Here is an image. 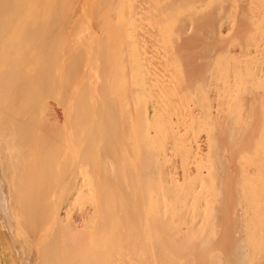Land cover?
<instances>
[{"label": "bare ground", "instance_id": "bare-ground-1", "mask_svg": "<svg viewBox=\"0 0 264 264\" xmlns=\"http://www.w3.org/2000/svg\"><path fill=\"white\" fill-rule=\"evenodd\" d=\"M50 1L53 3L54 6L51 5L52 3ZM54 1L55 0H0V66L2 63L8 62L12 58V49H14L13 35L16 32L22 34V41L20 43V48H19V58H18L19 64H16V65L11 64L10 66L3 69V71L0 75V81L3 83L2 85H0V264H7V261L11 260L12 257L14 260V264H111L112 262H113L112 264H123L122 260L124 261L125 259L126 260H125L124 264H126V261L127 260L129 261V258L133 257V256H131V254L137 253V251H139L141 249V247L146 246V248L150 247V249L154 250V246L151 248L152 244L149 245L146 243V242L151 243V241H152V243H154L153 245H155V249H157V252L159 251V248L160 249L161 248L170 249L169 251H172L171 256L173 257V260L170 263L176 264V260L174 258L175 257H177L178 259H179V257L183 258L184 254L188 250V245H187V241L181 240L178 235H175V231H173L168 225L165 226L169 220L180 219V217H182V216H179V218H178V216H176V215L179 211L178 210L176 211V209L173 210L172 207L170 209L169 204H167V197H166V194H167L166 190L167 189L165 187V183H167V184H169L171 182L175 183L177 181V179L173 177L174 175L171 176L172 172L171 173L169 172L170 169H167L168 167L166 168L167 170L165 171V168H164L165 163H164V165L162 164L163 167L160 165L161 161L159 160V156L157 154L158 152L156 151L157 149L154 151L153 149L148 150V148H147L148 147L147 145H149L148 143L150 142L148 140L149 138H147L149 135V130H150L149 128H151V127H149L151 125V124H149V122L151 120L150 117L153 114L151 115L150 112H146L147 110H145L144 107H143V109H144L143 110L142 108H140L142 105H139L140 107L138 106L137 108L139 110L142 109L143 110V111L141 110L142 113L140 114L138 111L136 112L133 108V110L135 111L134 116L130 117V114H132V113H129L130 110L127 112L129 114V116H128L126 113V110H127L126 107L127 106L129 107L131 105L130 103L132 100H130V101L127 100L126 104H124L125 102L123 103V100L120 99L122 96L120 95V93H118L119 91L117 90L118 91L117 92L110 85V87H112V89H113L112 90L109 87V85L106 84V83H108L107 81H105L106 78H108L107 75H106L105 80L103 78H101L100 81H99L100 78L98 80L97 79L96 80L99 81L100 83L105 81L104 82L105 84L104 83L103 84L107 85V87L106 86L105 87L108 90L104 87H103L104 89H102L101 85H103V84H101V85L97 84V86H99V87L101 86L100 87L101 89L99 87H97V89H99V90L98 91H97V89H96V91L94 90L96 87L93 84V83H95V76H96L95 73L101 72L102 75L100 77H103L104 73H102V72H104V71L102 68H104V70H105V66H107V65L103 64L101 67V69H102L101 70L98 67L101 66L102 62H98L96 60L99 64L101 63L100 66H97L98 65L97 62L95 60H94L95 62L91 61L92 59L90 60L89 55H88L89 58L86 57L87 56L86 53H88L89 51L86 53H85V51L88 48L90 49L92 47V45H93L92 50L93 51L96 50L97 47L95 48L94 45H97L96 44L97 39L95 37L96 40H94V38L92 40V38H91L92 36L89 37V35H86L92 40V42H91V40H89L90 41V43H89V41L87 39L88 37H86L84 42L80 41L83 39L81 37H83V35H84V34H81L80 31L84 30L83 28H85V27L82 28V26H84L83 22H82L83 25H81V27H80V23H81L80 20L81 19H78V16H76L75 14H74L75 16L72 17L71 14L68 13L70 18L67 16L64 19L63 24L60 27V30H59V28H57V30H56V28H55L56 25L53 24V26H52L51 22H47L42 27H40V29L38 31H31L29 33V31L27 29L29 19L32 15L36 14L41 7L43 8L45 6L47 9L52 10V11L55 9L57 10L58 8H61L63 10H66L67 12L69 9L72 8V7H70L68 9H65L64 7H62V5L61 6L59 5L57 7V3ZM152 1H154V0H143V3H139L138 6L134 4L130 8L135 10L134 13L136 15L139 13L136 10L137 8L140 9L143 6L144 2L150 3ZM174 1H175V3H178L179 0H174ZM130 2H131V0H130ZM175 3L173 4V6L175 5ZM168 8H170V6H168ZM45 20L48 21L50 19H45ZM197 20L199 21L200 25H204L207 23L214 24L217 21V19H213L211 21H208V20L203 19L201 17L197 18ZM221 20H223V18ZM77 21L79 23H76ZM72 23H73V25H72ZM156 23L157 22L155 21L154 24H156ZM77 24L81 29L78 28ZM139 24L142 25V23H140V22H139ZM139 24H138V26H139ZM76 26L79 29L78 31L75 28ZM53 28H54L53 31L56 30L55 33L57 35L56 34L53 35V32H52ZM78 32H79V34H78ZM58 33H59V35H58ZM78 35L81 38L80 40L78 39L79 38ZM80 35H82V36H80ZM52 36L53 37L57 36V37L53 38ZM37 37L41 38L44 41L38 47L33 48L31 50H27L26 47L31 46ZM102 37L103 38L101 40L103 41L105 39V37L104 36H102ZM75 40L78 41L76 43L82 42V43H85V46L87 44V46H86L87 49L83 52L81 51L82 54L85 53L83 55H86L85 56L86 60L91 61V62L86 61V63L90 64V63L94 62L96 64V67L98 69H100V71H98L97 68L95 67V70H97V72L95 70H93V73L95 71V73L93 74L89 70V72L92 73V74H90V73H88V70L86 69L87 67L85 66L86 68L85 67L84 68H85V70H87V72L85 71V73H84V69L80 68L78 66V70H79V68H80V70L83 69V72L81 70L80 73L84 74V75L81 74L82 75L81 79L84 82H82L79 79L78 75L80 73H78L77 76L75 73L73 75H75L80 80L81 83L86 84V85H84L85 90L82 93L86 95L87 94L86 90L87 89L90 90L89 85L91 86V84H88L90 81L87 80L88 81L87 82L84 79L87 76H91V77H87V78L91 79V78H93L92 75H94V78L91 79V82H93L92 84L94 86V89H93V86H91L92 87L91 92H94V94H95V92H97V93L95 94L96 97L92 93L93 94L91 97V98H93L92 101H91V98L89 97L90 100H88V99L83 100L84 105L81 104V106H80V104L73 102V104L71 103V107H70L67 104L69 102V98H68L67 103H65L66 101L64 103H62L63 100H65L64 97L67 96V94H65V96H64V92H63L64 89L60 88V87H62V84L64 85L66 83L64 81V78L66 79V77L68 76L66 74L70 72V71H68V68L71 70V68H73L72 67L73 64L76 66L78 59H80V57H82V58L84 57V56H82L81 52H79V54L77 53V49H76L77 45L75 43ZM86 40L88 43H86ZM101 40H99V41H101ZM93 41H95V42L93 43ZM91 43H93V44L90 45ZM99 44H100V42H99ZM101 44H100V46H101ZM140 44L142 45V43H140ZM216 44L217 43H215L213 45H215L217 47H214L213 45H211V47H210V45L205 46V48H204L205 57L212 55L214 52L218 51L220 46H219V44H217V45ZM75 45H76V48H75ZM82 45H83V48H85L84 44H82ZM148 45L149 44H147V46ZM151 45H152V47L154 46L153 47L154 49L151 50L152 49L151 48L148 50L155 52L156 46L153 44H151ZM177 45H175L174 48H176ZM184 45L185 44H181V45L179 44L178 48L180 49V46H181V50H182V48H183L182 46H184ZM100 46L98 45V48ZM142 46L144 47V44ZM79 47H82V46L79 45L78 48ZM184 47H186V45ZM190 48H194V47L190 46ZM137 49L139 50V48H137ZM158 50L159 49H157L156 51L158 52ZM174 50H176L177 52H181V50L179 51L177 48ZM97 52H98V50L95 51V53H97ZM99 52H100V56H102V53L100 50H99ZM105 52H107V51H104V55H105ZM141 53L142 52H140V50H139V54H141ZM156 53L154 54L155 57L157 56ZM90 54H91V52H90ZM144 54H143V56L146 55V57H148L147 53L145 55ZM52 56H54V59ZM140 56H142V55H139V58H140ZM146 57H143V58L145 59ZM141 58H140V60H141ZM104 59H106V58H104ZM158 59H159V57H158ZM140 60H138V62ZM131 61L132 60H130V63H131ZM152 64H154V65L149 64L150 67L148 66V64H145L148 66L145 68L146 69L152 68L155 65L158 67L157 64H155V63H152ZM46 65H48V66H46ZM69 65H71V68ZM108 65H110V64L108 63ZM111 65L113 66L114 64H111ZM120 65H121V63H120ZM92 66H95V65H92ZM188 66L192 67V68L188 67L189 69L190 68L192 69L191 70L192 73L189 72L190 71L189 69H186V71L189 70L188 71V73H190L189 75L191 76V74H192V77H195L193 74L197 73V70L192 65H188ZM89 67H91V64ZM75 68H77V67H75ZM91 68L93 69L94 67H91ZM141 68L144 69V66ZM0 69H1V67H0ZM108 69L110 70V68H108ZM154 69L155 68L151 69V72L157 70V68L155 70ZM73 70H74V68H73ZM109 70H108V72H109ZM111 70H113L112 67H111ZM149 70H145L147 75H149L148 74ZM142 71H144V70H142ZM75 72L77 73V71H75ZM63 74H65V75H63ZM85 75H87V76H85ZM97 75H99V73ZM63 76H64V78H63ZM83 76H85V77H83ZM76 77H74L75 81H77ZM142 77H144V76H142ZM152 77H149L150 81L153 79ZM154 77H155V80L157 81L156 76H154ZM172 78H171V80H174V81L176 80V77L172 76ZM60 79H63V80H60ZM111 79H113V77ZM144 79H145V77H144ZM124 80H126V79H124ZM158 80H159V78H158ZM171 80H170V82H171ZM153 81H154V79H153ZM153 81H151V83ZM156 81H154V84L153 83L149 84L150 82H147V83L149 84V86L151 85L152 88H154V92L156 91L159 93L160 89L162 90L163 89L162 87L165 86V84H163V82L161 81L162 85H163V86L161 85L162 86L161 87V86H159L160 81L158 82V85H155V84H157V83H155ZM174 81H172V84ZM110 82H111V80H110ZM110 82L108 84H110ZM168 82H169V80H168ZM119 83H121V82H119ZM78 84H79V81L77 82V85ZM65 85L63 87H65ZM74 85H76V84H74ZM74 85H73V87H74ZM80 85H82L81 87H83V84H80ZM191 85H192V83H191ZM85 86L86 87L88 86L89 88H86ZM116 86H118V85H116ZM149 86L146 87L147 90L151 88V86H150V88H149ZM155 86L157 87L156 88L157 90H155ZM165 87H168V85ZM165 87L162 90V93H159V94L162 95L163 93H166V91L163 92L164 90H166ZM74 88H78V87L75 86ZM84 88H82V90ZM158 88H160L159 91H158ZM189 88H190L189 90L192 91V92H189V94L190 93L193 94L192 87H189ZM79 89H80V87H79ZM60 90H62L61 91L62 94H61ZM71 90L76 91L75 93H72L71 95H73V94L74 95L80 94L79 96L82 95V93H80L81 90H79V92L77 93L78 90L72 88V89H70V93L73 92ZM111 90H112V92L108 94V92H110ZM125 90L126 89H124V91ZM127 92H128V90H127ZM145 92H146V90H145ZM152 92H153V90H152ZM89 93H90V91H89ZM129 93H130V91H129ZM88 94H87V96H88ZM148 94H149V92H148ZM68 95H69L68 97L71 98V95L70 94H68ZM131 95H133V94H131ZM47 96H51V98L55 97V101L57 100L58 103L52 104V102H55V101L51 100L52 101L51 104H48V102H49L48 98L49 97L47 98ZM60 96H62V97L60 98ZM90 96H91V94H90ZM183 96L184 95H182V97H180V98H183ZM206 96H208V98ZM206 96L205 97L208 100L209 99L211 100V98L213 97V94H212V96H210V94L206 95ZM131 97H129V98H131ZM148 97H147V99H148ZM62 98H63V100H61ZM72 98H73V96H72ZM124 98H127V97L125 96ZM150 98H151V95H150ZM178 98L179 97H177V99ZM133 99H135V98H133ZM166 99L167 98H165V100ZM207 99L205 100V98H204V100L206 101V104H208ZM46 100H48V101H46ZM85 100L90 101V102L88 103L86 101L87 104H85ZM253 100H254V98L253 99L247 98V100L245 102L247 104L246 106H248L250 104V102ZM60 101H62L61 102L62 106L65 104L62 107L63 111H60L58 109V107L60 105L59 104ZM70 101H72V99ZM80 101H81V99H80ZM77 102H78V100H77ZM179 102L180 101H178V104H180ZM173 103L174 102H172V104ZM172 104H170V105H172ZM170 105H168V106H170ZM207 106L208 105H206V108H207ZM60 107H61V105H60ZM210 107L208 106V108H210ZM130 109H132V108H130ZM177 109H178V107H177ZM169 110H173V109H169ZM208 111H209V109H208ZM138 114H140V116ZM209 114H210V112H209ZM135 115H137V116L135 117ZM171 115H173L172 112H171ZM158 116H160V114H158ZM217 116H219V115H217ZM216 118H215V120H217ZM131 119H132V121H131ZM141 119H142V121H140ZM211 119H213V118H211ZM128 120H129V122L130 121L132 122V124L129 123L128 126L130 124L133 125V122H134V125H137L136 127H138L141 124L140 132L134 133L135 135L137 134V135H141V136L138 138V136L135 137V135H134V139H133V136H132V138H130L131 134H132L131 133L130 135H128V136H130V137H128L129 140L126 138V140L123 141L124 140L123 138H125V135H126V134L124 135V132H126L125 129H126ZM136 121H138V122L140 121L141 123L140 122L137 123ZM154 122L155 121L153 120V123ZM148 124H149V126H148ZM248 126H249V122H248ZM252 126L253 125L251 124L250 127H252ZM152 128H154V127H152ZM131 129L134 130V128H132V127H131ZM137 129H139V127ZM132 130H130V132ZM154 131H156V130H154ZM178 131L176 130L177 133H178ZM173 132H175V131H173ZM225 132H227V131H225ZM229 132H231V131H229ZM156 133H157V131L155 132V134ZM161 133H163V132H161ZM179 133H180V131H179ZM227 133H226V135H227ZM191 134L192 133H190V135ZM230 135L232 136L233 132ZM230 135L229 136L227 135V137L228 138L231 137ZM126 137H127V135H126ZM173 137L174 136H172V138ZM185 137H184V139H185ZM187 137H189V136H187ZM187 137H186V139H187ZM140 138H142V139L144 138L145 142H147L146 141V138H147V140L149 141L148 143L145 144V146H147V147L144 146L143 140H141V141L139 140ZM189 139L191 141H195L194 139H191V136ZM189 139L186 142L184 140L185 146L183 144L182 148L184 149V151H187L188 154H194L196 156L197 155L200 156L201 153H198V150H200V148H198L193 143H189V141H190ZM126 141H127V143H126ZM139 141L143 142V144L142 143L140 144ZM242 142H241V144H242ZM136 143L143 145V146H140V149H142L141 147H145V148H143L144 149L143 154L141 152L142 150L139 151L138 147H137L136 149L135 148L132 149V151L134 150L135 153H138V154H135L136 155L135 156L131 152V155L133 156V157H131L130 155H128L129 153L126 154V150L128 148L127 146H131L133 148L134 145L136 146ZM179 144H181V143H179ZM229 144L230 143L228 141V145ZM236 144H237V142H236ZM238 144H240V143H238ZM241 144L238 145L239 148H241L240 147ZM174 145H175V143H174ZM197 145H198V143H197ZM222 145L220 146L221 147L220 150L223 153L220 154V152H218L220 155V157L218 155L219 160L215 156L217 158L215 160H217L219 162V163L215 162L216 164L218 163L217 165H219V166H217V168L215 167L216 168L215 170L218 169V170H220V172L223 171L221 173L224 174L222 176V174L219 173V171L217 170L218 173L220 174V176H219L220 179L218 177V179H219L218 181L221 184V186H220L221 189L219 187V189L216 190L215 187L213 186L214 190H216L217 192L219 190V192H218L219 195H220V193L222 194V195H220V197H224V195L230 196V194L228 193L229 191H227V190H229V188H231L230 190H233L234 188L239 189V186H240V183L237 184L236 182H234L233 183L234 186L236 184H237V186H235L232 189V187H233L232 184L231 185L229 184V185H227V187H228L227 188L226 185H224L225 182H222L225 178L224 176L227 177V180H229V178L231 180L232 177H230V174L232 176V173L235 172V170H233V168L235 167L234 164H231L232 167L234 166L233 168L230 167V165H228V163L230 164V160L233 157L231 158L229 155H227V153L225 152L227 150L222 151V148H223ZM245 145L246 144H244V146ZM124 146L127 148H125ZM160 147L161 146H159V149H160ZM246 147H247V145H246ZM124 148L126 149L125 151H123ZM178 148H181V147H178ZM219 148H217V149H219ZM235 148L236 147H234V149ZM228 149H229V146H228ZM136 150H138V152ZM128 151H129V149H128ZM134 151H133V153H134ZM210 152H212V151L210 150ZM139 153L142 155L141 159L143 161L139 160L140 159ZM214 153H217V152H214ZM125 154L128 157H130V161L128 158L124 159V157H127ZM75 158H77V160ZM137 158H139V159H137ZM70 159L76 163V168H73L74 162H72ZM233 159H235V158H233ZM69 160L71 161L70 164L73 163V164H71L73 172L71 171V169H68V171H67V168H68V162L67 161H69ZM78 160H79V162H78ZM124 160H128V161H125L126 163L127 162H129L130 164L132 163L134 166L132 164H131V166H133L135 169L131 168V166L127 167L129 164L127 163V165H125L126 163L125 164L123 163ZM136 162H137V164H136ZM231 162L234 163L233 161H231ZM121 163L123 165L122 168L125 169V167H126V170H127V168L128 169L131 168L132 169L131 171H133V174H134V172L136 173V171H140V176L138 173H136L139 176V178H137L138 179L137 182H135L134 178L132 177L133 175H132L131 171H130L131 173H129V171L127 172L126 170H124V169L121 170L119 168V170L121 172L122 171L126 172V175H127V173H129V176L131 174L130 179L133 178L132 179L133 181L130 180L128 178V176L125 175L130 180L129 181L128 179H126L127 180V182H126V180L124 178L125 176L123 174L121 175L120 172L117 171L118 169L116 170V168L121 167ZM196 164H197V162H196ZM216 164H215V166H216ZM221 164H222V166H220ZM225 165H228L227 170H226ZM138 166H140L139 168H142V169L139 170ZM223 166L225 167V171L223 169L224 168ZM74 167H75V165H74ZM161 167L164 168V173L162 172L164 175L159 174V171L162 169ZM69 168H71V167L69 166ZM230 168L234 172H232L230 170ZM61 169H66L65 172H67V173H66L65 178H63V176H64L63 174H62L63 176H61V173H60ZM152 170L154 171V173L157 176H155V174L151 173V172H153ZM200 170H201V168H200ZM229 170L232 173L228 172ZM226 172L228 173V176H227ZM236 172L238 174V171H236ZM59 173H60V175H59ZM90 173H94V175L96 177L93 176L95 178L93 180L91 179V181L89 182V184L86 187H82L84 185V182H83V185L81 183L82 180L85 178V176L87 177L88 174H90ZM136 174L134 177H136ZM142 174H143V176H142ZM150 174H152V175H150ZM55 175H57V176L59 175L58 178L60 180H62L61 181L62 185L60 184V181H59L60 186H58V188L61 187V189L56 188L57 186H55V185H57L58 183L55 182V184H54V181L59 180V179H57V177H55ZM120 175L123 176V178L125 180L124 183L121 181L120 182L123 185L125 183H127V185H128L127 190H126V188H122V184L118 183V180L119 179L121 180V178H122V177L121 178L119 177ZM160 175L162 176L161 177L162 179L160 178ZM235 175L236 174L234 173L233 176L236 177L237 175L236 176ZM150 176H153V177L150 178ZM213 176H215V175L213 174ZM260 176H262V175H260ZM167 177H170L171 181L168 180ZM222 177H223V179H222ZM61 178H63V179H61ZM117 178H119V179H117ZM233 178H232V181L238 180V179H236L237 177L235 178L236 180H233ZM249 179H250V177H249ZM216 180H217V178H216ZM225 180H226V178H225ZM230 180L228 181L229 183L232 182V181L230 182ZM156 181H157V183H156ZM130 182H132V183L135 182L136 183L135 185H137L135 187H137V188H133L134 187V186L132 187L133 184L129 186ZM228 182H226V183H228ZM115 183H117V185ZM222 183H224V184H222ZM52 184H53V186H55V188L53 187L54 190L55 189L57 190V191L53 190L55 192L53 194H56V192H58L59 194L58 193L56 195L52 194V192H53L52 189H51L52 192L50 191ZM113 184H115L116 186H119V187H115V186H113ZM120 185H121V187H120ZM176 185H178V183ZM170 186H174V185H170ZM217 186H218V184H217ZM230 186H232V187H230ZM125 187H126V185H125ZM130 187H132V189H130ZM174 187H176V186H174ZM174 187H173V189H174ZM222 188H224V189L226 188V190L223 191ZM190 189L192 190L191 187H190ZM194 189H193V192H191V193L195 196H196V193L200 194V191L203 192V190H201L203 188H201V189L198 188L199 191H196L197 188L195 190ZM235 189H234V191H235ZM169 190L170 189L168 188V191ZM220 190H221V192H220ZM241 190H242V188H241ZM62 191H63V193H62ZM170 191H172V188ZM186 191H188V190H186ZM239 191H240V189H239ZM172 192H170V194ZM226 192L228 193V195ZM236 192H234V193L236 195H240V196L239 197L234 196L233 200H235V203H236V197H238V200H239L243 194V193L242 194L240 193L241 191L239 192L240 194L239 193L237 194ZM177 194H179V192ZM177 194H175V195H177ZM180 194H182V193H180ZM209 194L210 195L214 194V192L210 193V191H209ZM204 195L207 197L208 193L207 192H206V194L203 193L202 195H200V197L204 196ZM210 195H209V197H210ZM156 196H157V199H156ZM205 196H204V198H205ZM213 196L211 197L212 199L215 198ZM207 198H205V199H207ZM224 198H221V199L224 200ZM228 198L224 201H227ZM242 198H243V196H242ZM172 199H170V200H172ZM177 199H178L177 202H179L180 201L179 198H177ZM212 199L209 200V198H208L207 201L211 202L212 204L214 201V205H215L216 204L215 200L212 201ZM217 199H218V197H217ZM200 200L202 202L203 198L202 199L200 198ZM223 200H221V201H223ZM233 200H232V202H233ZM240 200L236 203L237 206H238V204L241 203ZM80 201L83 202V204L85 202L87 204V202H88L90 205L88 204L87 207H86V205H83L84 207H80L81 210H80L79 214L72 215L73 206L76 205L77 202L80 203ZM229 201H230V199H229ZM208 202H207V204H208ZM218 202H219L218 205H221L223 208L226 206V204H224V202H223V204H220L221 203L220 201H218ZM228 202H227V206L230 203V202L229 203ZM249 202H251V201H249ZM78 203H77V205H79ZM204 204H205V201H204ZM234 204L231 203L230 204L231 207H232V205H233V207H235L236 205L234 206ZM81 206H82V203H81ZM229 206L226 207L225 209L222 208L223 209L222 212H220V209L218 211V207L215 206L214 207V208H216L214 210V213L216 211L215 215L218 216L220 214H223V211H226V215H227L228 214L227 209H230ZM186 207H188V206L186 205ZM203 208H205V207H203ZM219 208H221V207H219ZM231 209L229 210V214H230V211H232L231 213H233V214L232 215L230 214L231 218L228 217V219L230 218V220L233 219V220L241 221V218L245 216L244 214L246 212L244 213L243 210H240V206L236 210H235V208L233 210H231ZM171 210H173L174 213H176V214L174 215L173 211H171ZM78 211H79V209H78ZM196 211H194V212L196 213ZM199 211H200V209H199ZM204 211H202V212H204ZM206 211L202 215L206 216V214H205ZM187 212L186 213L182 212V213L184 215H186ZM192 212L190 209L189 214H191ZM182 213H178V215L182 214ZM197 213H198V211H197ZM200 213H201V211H200ZM217 213H219V214H217ZM195 216H196V214H195ZM197 216L198 217L200 216L199 213ZM217 216H216V218H217ZM221 216L222 215H220L218 217H221ZM232 216H233V218H232ZM189 217H191V216L189 215ZM201 217H202V219L204 218L203 216H201ZM208 217H209V215H208ZM208 217H206L207 220H208ZM210 217H212V216H210ZM216 218L213 217V221L216 220ZM218 219L219 218H217L216 221H220ZM221 219L223 220V218H221ZM210 220L212 221V219H210ZM210 220H208V221H210ZM186 221H187V219H186ZM227 221H229V220H227ZM140 222H142L143 225H142V223L140 224ZM150 222L154 223L153 225L151 224L152 228L149 226V229H146V226L148 225L147 223H150ZM224 222H225V220H224ZM153 226H154V228H153ZM239 226L241 227V225H239ZM231 228H234V227H231ZM210 229L213 232V228H210ZM214 230H215V227H214ZM228 230H227V234H229V233L231 234L233 232L232 229H230L229 232H228ZM240 230L241 229L239 227H238V229L236 228L233 232L234 235H236V233L242 234V232ZM128 232H129V235H130V233L132 235L128 236ZM173 232H174V234H173ZM147 234L149 236H146ZM241 234H240V236H241ZM171 235H173V239L171 242L169 241V243H168L167 238ZM153 240H156V242H154ZM207 245H208V243H204L201 247L204 248ZM156 246L159 248H157ZM128 249H130V250H128ZM126 251H127V253H126ZM129 251H130V253H129ZM131 251H133V252L131 253ZM159 252H160V254H157L158 256H160L162 254L161 251H159ZM110 253H112V254L114 253L113 254L114 257L118 254L119 258H116V257H115L116 259L111 258L112 254H110ZM156 253H154L155 256H157ZM124 254H126L125 256H123L124 259H121L120 256H122ZM150 254H153V251ZM163 254H162V256H163ZM199 254L204 255L205 253L203 251ZM147 256H149V255H147ZM138 258L135 255V257L133 258V260H134L133 262H136L138 260ZM111 259H113L112 262H111ZM139 259L141 260V258H139ZM159 259L164 262V263L162 262L163 264L168 263V262L166 263L167 260L164 261V259H161V256L159 257ZM155 260H157L159 262L158 259H154L153 261H155ZM170 260H171V258H170ZM137 262L138 263L140 262L141 264H143L142 261H137ZM158 262H157V264H159ZM160 263H161V261H160ZM227 263L228 264H244L241 253L235 255L234 258H227ZM11 264H13V261L11 262Z\"/></svg>", "mask_w": 264, "mask_h": 264}, {"label": "rangeland", "instance_id": "rangeland-1", "mask_svg": "<svg viewBox=\"0 0 264 264\" xmlns=\"http://www.w3.org/2000/svg\"><path fill=\"white\" fill-rule=\"evenodd\" d=\"M54 2L57 3V7L59 5L60 6L62 5V7H64L65 9H68L70 7H72V8L69 9L67 12L66 10H63L61 8H58L57 10L55 9L52 11V10L47 9L45 6L43 8L41 7L39 9V11L36 14L32 15L29 19V22L27 25V29H28L29 33L31 31H38L40 29V27H42L47 22H51L52 26H53V24L56 25V27H55L56 30H57V28H59V30H60V27L62 26L64 19L67 16L69 17V15H68V13H69V14H71L72 17L75 15L78 16V19L82 20V21L80 20V22H81L80 27L84 23V26H82V28L83 27L86 28V29L83 28L84 30L80 31L81 34H84L83 37H81L83 39L80 40L81 38L79 37V35H78V37H79L78 39L80 41L84 42L86 37H88L86 35H89V37L92 36L91 37L92 40H93V38H94V40L97 39L96 40L97 45H94V46H95V48L97 47L96 50H98L97 53H95L96 50L95 51L92 50L93 49L92 44L95 41H93V43L90 44V45H92V47L90 46L91 47L90 49L93 51L92 52L89 48L88 49L86 48L87 44L85 46V43L81 42L85 46V48H83V45L81 43H76L78 41L75 40V43L77 45V48H76V45H75V48L77 49L78 54H79V52H81V51L83 52L86 49L87 50L85 51V53L88 51L89 52L86 53L87 56L83 55L85 53L82 54V52H81L82 56H84V57L83 58L80 57L81 60L78 59L76 66L73 64L72 67L74 68V70H73V68H71L72 64L69 65L72 71L68 68V71H70V72L66 74V75H68L66 77V79L63 76L64 81L66 82L65 83L66 85L64 84L65 87H63L64 85L62 84V87H60V88L64 89V91H63L64 96H65V94H67V96L64 97L65 100H63V98L61 99V100H63V102L62 101L59 102L61 107L59 105L58 109L60 111H63L62 107L65 104L62 106L61 102L64 103L66 101L65 103H67L68 98H69L70 103L68 102L67 104L70 107H71V103L73 104V102L80 104V106H81V104L84 105L83 100L84 99L90 100V98L94 94V92H91V90H92L91 86H93V84H94V86H96L95 89L93 86V89L96 91L97 87H99V86H97V84L101 85L105 81H107L109 83L111 80L110 84H108V83H106V84L109 85V87L111 85L114 90L119 91V92L118 91L117 92L120 93V95L122 96V97L120 96L121 98L120 97L119 98L123 100V103L125 102L124 104H126L127 100H129V101L132 100L130 103L131 105L129 107L128 106L126 107L127 108L126 113L129 110H130L129 113H132V114H130V117L134 116L135 111L136 112L138 111L141 114L144 109L147 110L146 112H150L151 115L153 114L152 115L153 117L152 116L150 117L151 120L149 122V124H151V125L149 126V124H148V126L151 127V128H149L150 129L149 135L147 137V138H149L148 140L150 142L147 140V138H146L147 142L144 141V138L143 139L140 138L139 140L144 141V146L146 143L149 142L148 143L149 145H147L148 147L145 146L148 148V150L153 149L155 151L157 149L156 151L158 153L157 152L156 153L158 154L159 160L161 161L160 165L162 166V164L164 165V163H165V166H164L165 171L167 169H170L169 172L170 173L172 172L171 176L174 175L173 177L177 179V181L175 183L176 184L178 183V185H176L174 182H171L172 184L169 183L170 185H174L176 187L170 186L169 184L165 183V187L167 189L166 190V192H167V194H166L167 204H169L170 209L172 207L173 210H175V209H176V211L178 210L179 211L178 213H182V212L186 213L188 211L186 215H184L183 213H182L183 215L182 214L178 215V213H177L176 216H178V218H179V216H182L183 218L180 217V219H174V220L171 219L165 225V226L168 225L173 231H175V235H178L181 240L187 241L188 250L184 254L183 258H181V257H179V259L177 257L174 258L176 260V264H228L227 258H234V256L239 254V253H241L244 264H264V209H263L264 208L263 207L264 206V204H263L264 203V175H263L264 174L263 173L264 172V0H179L178 3H175L174 0H154L150 3L144 2L143 6L140 9L139 8L136 9L139 12L136 15L134 13L135 10L130 8V7H132L134 4L138 6L139 3H143V0H133V1L131 0V2H130V0L129 1L128 0H55ZM174 3H175V5L173 6ZM51 5L54 6L53 3ZM168 6H170V8H168ZM199 17L206 19L208 21H211L213 19H217V21L214 24L207 23L204 25H200L199 21L197 20V18H199ZM222 18H223V20H221ZM45 19H50V20L47 21ZM155 21L157 22L156 24H154ZM139 22L142 23L143 26L141 24H139ZM76 23H79V22L77 21ZM138 24H139V26H138ZM72 25H73V23H72ZM77 26H78V24H77ZM77 26L75 28L78 31L81 28L78 26V28H79L78 29ZM53 30H54V28L52 29V32H53V35H55L56 30L55 31H53ZM78 34H79V32H78ZM58 35H59V33H58ZM80 36H82V35H80ZM102 36L105 37V39L103 41L101 40L103 38ZM54 37H57V36H54ZM89 37L87 38L88 41L91 40ZM95 37H96V39H95ZM92 40H91V42H92ZM99 40H101L102 42ZM21 41H22V34L16 32L13 35L14 49H12V58L8 62L1 64L0 75L3 71V69L10 66L11 64H13V65L19 64L18 58H19V48H20ZM43 41L44 40L37 37L36 40L32 43V45L28 46L26 48H27V50H31L33 48H36ZM98 41L100 42V44L102 43L101 46H100ZM86 43H88L87 40H86ZM89 43H90V41H89ZM140 43H142V45L144 44L145 48ZM215 43L219 44V46H220L218 51L214 52L212 55L205 57V53H204L205 46L210 45V47H211V45H213ZM147 44H149V45L147 46ZM151 44L156 46L155 52L148 50L151 48H152L151 50L154 49L153 48L154 46L152 47ZM177 44L178 45L179 44L180 45L185 44L186 47H184L185 45L182 46L183 48L181 50V46L179 49ZM79 45L82 46V47H79L80 49L78 48ZM98 45L100 46L99 48H98ZM175 45H177L176 48L179 51L181 50V52H177L176 50H174V49H176V48H174ZM190 46H193L194 48H190ZM213 46L217 47L215 45H213ZM137 48H139L140 52H142V53L145 51L144 53L145 54L147 53L148 57H146V55L144 53L143 54L145 56H143L142 53L139 54V50ZM157 49H159L158 52L156 51ZM99 50L101 51L102 56H100ZM104 51H107V52H105V55L107 57L104 55ZM90 52H91V54H90ZM155 53L159 57V59L157 56H156L157 58L154 56ZM138 54L142 55V56H140V58L142 57L141 60L143 59L142 60L143 62L140 60ZM88 55L90 56V60L92 59L91 61L97 60L98 62H102V64L100 63L101 64V66H100V64L96 61L98 64L97 66H100L98 68L101 69L103 64L107 65V66H105V70H104V68H102L104 71V72H102V73H104L103 77H100L102 75L101 72H97V70L100 71V69H98L96 67V64L94 63L95 61L90 63L91 67H94L93 69L91 67H89L90 66L89 63H88L89 65L86 63L87 60H86L85 56L87 58H89ZM52 57L54 59V56H52ZM143 57H146L148 60L146 58L144 59ZM104 58H106V59H104ZM130 60H132L131 63H130ZM138 60H140V61L138 62ZM91 61L88 60L87 62H91ZM108 63L110 65H108ZM120 63H121V65H120ZM144 63L148 64V66H149V64L154 65L152 63H155L158 65V67L155 65L152 68L146 69L145 67H148V66L145 65ZM111 64H114V65L112 66ZM92 65H95V66H92ZM188 65H192L197 70V73L193 74L195 77H192V74H191V76L189 75L190 73H188V71L190 70L189 72H191L192 67L188 66ZM46 66H48V65H46ZM78 66L80 68L84 69V73H85V71L87 72V70H88V73H90V74L93 73V70H95V67L97 68V70H95L97 73H95V71H94V73L96 74L95 83L91 82V79L94 78V75H92L93 78H91V79L87 78V77H91V76H87L88 74L85 75L87 77L83 76V77H85V79L84 78L83 79L86 81L87 80L90 81L88 84H91V86L89 85L90 88L88 86L87 87L85 86L86 88L90 89V90H88V89L86 90L87 94L90 91L88 96H87V94L85 95L82 93L85 90L84 85H86V84L80 82V80L82 81L81 76L84 74L80 73L81 70L83 72V69L80 70V68H79V70H78ZM110 66L112 67L113 70L114 69L115 70L114 71L111 70ZM143 66H144V69L141 68ZM75 67H77V68H75ZM84 67L87 70H85ZM188 67H191V68L189 69ZM108 68H110V70ZM153 68H155V69L157 68V70L152 71L153 72L152 73L151 69H153ZM186 69H189V70L186 71ZM89 70L92 73L89 72ZM108 70H109V72H108ZM142 70H144V71H142ZM145 70H149L148 71L149 75H147ZM75 71H77V73ZM105 72L106 73L108 72V73L106 74ZM74 73L76 74V76L78 75V73H80L78 75L80 80L75 75H73ZM98 73H99V75H97ZM109 74L113 77V79H111L112 77ZM63 75H65V74H63ZM106 75L108 78H106ZM142 76H144L145 79ZM154 76H156L157 81L155 80ZM172 76L176 77L175 81L171 80ZM74 77L77 78L76 79L77 81H75ZM149 77H152L154 79V81H156L155 83H157V84H155V85H158L159 81L160 82L162 81L163 84H165V86L168 85V87H165L162 85V82L161 83L159 82V84H160L159 86L162 85L163 87L162 86L161 87L163 89L165 87L166 90H164L163 92L166 91V93H163L162 95L159 94V93H162V90H163V89L161 90L160 88H158V91L160 89L159 93L156 91L154 92V88H152L151 85H150L151 88L149 86V84H152V83L154 84V81L152 79L151 81H153V82L151 83V81L149 80L150 79ZM101 78H103L104 80L106 78V80L100 83L99 81L101 80ZM158 78H159V80H158ZM96 79L97 80L99 79V81H97ZM124 79H126V80H124ZM60 80H63V79H60ZM168 80H169V82L171 80V82L169 83ZM78 81H79V84H78L79 86L77 85ZM172 81H174L173 84H172ZM82 82H84V81H82ZM119 82H121V83H119ZM147 82H150V83L148 84ZM191 83H192V85H191ZM2 84L3 83L0 81V85H2ZM74 84H76V85H74ZM80 84H83V87H81L82 85H80ZM73 85H74V87L77 86L78 88H74ZM103 85H101L102 89L107 87V85H104V86ZM116 85H118V86H116ZM147 85L149 86V88L151 90L146 89V87H148ZM79 87H80V89H79ZM112 87H110V88L112 89ZM189 87H192L193 94L192 93L189 94V92H192L191 90H189L190 89ZM72 88L77 89L78 90L77 93L79 92V90H81L80 93H82V95L81 96H79L80 94L71 95L72 93L76 92L75 90H71L73 92L70 93V89H72ZM82 88H84V89L82 90ZM156 88L157 87L155 86V90H157ZM124 89H126V90L124 91ZM62 90H60V92ZM98 90L99 89H97V91ZM112 90L110 92H108V94L111 93ZM127 90H128V92H127ZM145 90H146V92H145ZM152 90H153V92H152ZM129 91H130V93H129ZM148 92H149V94H148ZM96 93L97 92H95V94ZM61 94H62V92H61ZM68 94L71 95V98L68 97L69 96ZM90 94H91V96H90ZM95 94H94V96H95ZM131 94H133V95H131ZM209 94H210V96H212V94H213V97H212L213 99L211 97H210L211 100L207 99L208 96H206V95H209ZM150 95H151V98H150ZM182 95H184L183 98H180V97H182ZM72 96H73V98H72ZM125 96L127 98H124ZM61 97L62 96H60V98ZM129 97H131V98H129ZM147 97H148V99H147ZM177 97H179L178 98L179 100L177 99ZM47 98L49 100L48 104H51L52 101H55V97L51 98V96H47ZM133 98H135L136 100ZM165 98H167V99L165 100ZM204 98H205V100L207 99L208 104H206V101L204 100ZM247 98H252V99L254 98V100L251 101L248 106H246L247 104L245 103ZM71 99H72V101H70ZM80 99H81V101H80ZM48 100H46V101H48ZM77 100H78V102H77ZM92 100H93V98H91V101ZM86 101L87 100H85V104H87ZM178 101H180L179 102L180 104H178ZM87 102L89 103L90 101H87ZM172 102H174L173 103L174 105L172 104ZM55 103H58V101L56 100L55 102H52V104H55ZM170 104H172V105H170ZM139 105H142V106L140 107ZM168 105H170V106H168ZM206 105H208L209 107L211 106V107L208 108V106H207V108H206ZM138 106L142 109L144 107V109L139 110L137 108ZM177 107H178V109H177ZM130 108H132V109H130ZM133 108L135 111L133 110ZM168 108L173 109V110H169ZM208 109H209V111H208ZM171 112L174 116L171 115ZM209 112H210V114H209ZM140 114H138V115L140 116ZM158 114H160V116H158ZM127 115L129 116L128 113H127ZM217 115H219V116H217ZM136 116L137 115H135V117ZM211 118H213V119H211ZM215 118L217 120H215ZM153 120L155 121L154 123H153ZM131 121H132V119H131ZM131 121L129 122V120H128L126 129H125L126 132H124V135L126 134L127 137L125 135V138H123L124 139L123 141H125L126 138L128 139V137H130L128 135H130L131 133L132 134H131L130 138H132V136H133V139H134V135H135L134 133L140 132L141 124L140 125L138 124L139 129H137L138 128V127H136L137 125H134V122H133V125H131L132 124ZM140 121H142V119ZM136 122L139 123L138 121H136ZM248 122H249V126H248ZM129 123H131L129 125L130 127L128 126ZM251 124L253 125L252 127H250ZM131 127L134 128V130H132ZM152 127H154V128H152ZM130 130H132V131L130 132ZM154 130H156L159 135L157 133L155 134L156 131H154ZM172 130L175 132H176V130L177 131L179 130L180 133H179V131H178V133L177 132L175 133ZM160 131L163 133H161ZM225 131H227L228 133ZM229 131H231V132H229ZM232 132H233V135L231 136L230 134ZM190 133H192V134L194 133L193 134L194 136L192 134L190 135ZM226 133L228 136L230 135L231 137L228 138ZM136 136H138V138H139L141 135L136 134L135 137ZM172 136H174V137L172 138ZM185 136L186 137L189 136V137H187V139H186ZM190 136H191V139H194L195 141H191L189 139ZM184 137H185V139H184ZM176 138L177 139L179 138V139L177 140ZM188 139L191 141V142L189 141V143H193L198 148H200V150H198V153H201L200 156L199 155L196 156L194 154H188L187 151H184V149L182 148V145L186 141H188ZM184 140H185V142H184ZM127 141H126V143H127ZM140 141H139V143L143 144V142H140ZM228 141L230 143L229 145H228ZM236 142H237V144H236ZM241 142L243 145L241 144ZM174 143H175V145H174ZM179 143H181V144H179ZM197 143H198V145H197ZM238 143L241 144V146H240L241 148L238 147V145H240ZM138 144L136 143V146L132 145L133 148L131 146H127L128 148L124 146L125 148H127V150L124 148L123 151L126 150V154L129 153L128 155L133 157L131 155V152L134 155L138 154V153H135L134 150H133L134 151V153H133L132 149H134V148L136 149L138 147V150L139 151L142 150L141 152L143 154V151H144L143 148H145V147H141L142 149H140V146H143V145H140V144L138 145ZM244 144H246L247 147H246V145L244 146ZM158 145L161 146L162 148L160 147V149H159ZM221 145L223 147L222 151L227 150V151H225L227 153V155H229L231 158L232 157L235 158V159L232 158L233 160L231 159L230 164L228 163V165H230V167H232L231 164H234L235 167L233 166L234 168L233 167L232 168H233V170H235V172L233 170H231V168H230V170L237 175V176L235 175L237 178L233 176L234 173H232L230 170L228 172L232 173V176L230 174V177H232V178L234 177L233 180L238 179L236 181H232V178L230 180V178L228 177L230 182L232 181L231 183H229L228 182L229 180H227V177L224 176L226 178V180L224 178V180L222 182H225V184L224 183H222V184L226 185V187H227V185L232 184L233 187L232 186H230V187H232V189H233L235 186H237V184L240 183L239 189L241 191L240 192L239 189H235V188H234L235 189V191H234V189L230 190L231 188H229V190H227V191H229L228 193L230 194V196L224 195L225 198L220 197V195H222V194L220 193V195H219V193H218L219 190H218V192L216 191L221 186V184L218 181L220 179L219 173L223 172V171L220 172V170L217 169L219 171V173H218V171L215 170L217 168V166H219V165H217L219 162L217 160H215L217 158L219 160L220 155L218 152H220V154L223 153L220 150ZM184 146H185V144H184ZM228 146H229V149H228ZM178 147H181V148H178ZM234 147H236V148L234 149ZM217 148H219V149H217ZM128 149L130 152L128 151ZM138 150H136V151L138 152ZM210 150L212 152H210ZM214 152H217V153H214ZM218 155H219V157H218ZM141 156L142 155L140 154V156H139L140 159L139 158H137V159L142 160ZM125 158L126 159L128 158L130 161V157L127 156V157H124V159ZM75 159L77 160V158H75ZM70 160L67 161L68 162L67 171H68V169H71V171H72L71 164H73V163L70 164V162L73 159L71 161ZM125 161H128V160H124V162H123L124 164L126 163ZM231 161H233L234 163H232ZM72 162H74V161H72ZM78 162H79V160H78ZM196 162H197V164H196ZM215 162H218V163L216 164ZM127 163L129 164L127 167L131 166V164H132V163L130 164L129 162H127ZM127 163L125 165H127ZM136 164H137V162H136ZM215 164H216V166H215ZM74 165H75V167H74ZM74 165H73V168H76L75 162H74ZM228 165H225L226 170H227ZM69 166L71 168H69ZM122 166L123 165L121 163V167L117 166L118 168H116V170L118 169L117 171H119L121 175L123 174L125 176L126 172H124V171L121 172L119 170V168L121 170L124 169V168H122ZM133 166H131V168H134ZM220 166H222V164ZM139 167L140 166H138L139 170L142 169ZM225 167L223 168L224 171H225ZM131 168L130 169L127 168V170H126V167H125L124 170H126L127 172L129 171V173L132 172V175H133L132 177L134 178L135 182H137L138 181L137 178H139V176H140V171H136V173L139 174V176H138V174H136L135 172L133 174V171H131L132 170ZM164 168H162L160 170L161 172L159 171V174L164 175L163 174ZM200 168H201V170H200ZM65 171H66V169L60 170L61 176L64 175L63 178H65L66 173H67ZM236 171H238V174ZM60 173H59V175H60ZM129 173H127L126 176H128V178L130 179L131 174L129 176ZM151 173L155 174L154 171ZM135 174H136V177H134ZM152 174H150V175H152ZM213 174L215 176H213ZM221 174H222V176L224 175L223 173H221ZM59 175L58 176L55 175V177H57V179H59L58 178ZM121 175L119 176L120 178L122 177L121 180L119 178H117V179H119L118 180L119 184H122L121 182L124 183L125 180L128 179L125 176L124 177L125 180H124L123 176H121ZM161 175H160V178L162 177ZM260 175H262V176H260ZM93 176H95L94 173L88 174L87 177L85 176V178L83 179L84 181L82 180V182H81L82 185L84 182L85 186L83 185L82 187H86L89 184V182L91 181V179L93 180L96 177V176L95 177H93ZM142 176H143V174H142ZM155 176H157V175L155 174ZM227 176H228V173H227ZM151 177H153V176H150V178ZM218 177H219V179H218ZM249 177H250V179H249ZM63 178H61V179H63ZM167 178H168V180H170V177H167ZM216 178H217V180H216ZM132 179H130V180H132ZM222 179H223V177H222ZM59 181H60V184L62 185V182H61L62 180L59 179L57 181H54V184H55V182L58 183L57 185H55V186H57L56 187L57 189H59V188L61 189V187L58 188V186H60ZM126 182H127V180H126ZM135 182H133V183L130 182V184L129 183L128 184H129V186L133 184L132 187L134 186L133 188H137V187H135V186H137V185H135L136 184ZM226 182H228V183H226ZM234 182L237 183L235 186L233 184ZM156 183H157V181H156ZM115 184L117 185V183H115ZM115 184H113V186L119 187V186H116ZM217 184H218V186H217ZM125 185H126V187H125ZM55 186H53V184H52L50 191H51V189L53 191ZM213 186L215 187L216 190H214ZM120 187H121V185H120ZM132 187H130V189H132ZM173 187H174V189H173ZM190 187L192 188V190L190 189ZM193 187L195 189L197 188L196 191H199L198 188H200V189L203 188V189H201V190H203V192L200 191V194L196 193V196H195L191 193V192H193V189H194ZM122 188H126V190H127L128 189L127 183H125L124 185L122 184ZM168 188L170 190L172 188L173 192L169 190L170 192H172L171 194L168 191ZM241 188H242V190H241ZM220 189H221V187H220ZM222 189H223V191L226 190V188L225 189L222 188ZM186 190H188V191H186ZM237 190L241 194L242 193L244 194V195L242 194L243 198L241 196V198H240L241 200L239 199L242 204L240 203V204H238V206L236 205V203L239 201L238 197L240 195H236L234 193ZM54 191L52 192V194L55 193ZM209 191H210V193L214 192V194L210 195ZM238 191L236 192L237 194L239 193ZM178 192H179V194H177ZM206 192L208 193L207 197L209 198V200L212 199L211 197L214 195L213 197H215V198H213L212 201L215 200V203H216L215 205H214V201H213V204L211 202H208L207 201L208 198L205 195L204 196L207 199H205L204 196L200 197V195H202L203 193L206 194ZM220 192H221V190H220ZM57 193L58 192H56V194ZM62 193H63V191H62ZM180 193H182V194H180ZM228 193H227V195H228ZM56 194H53V195H56ZM175 194H177V195H175ZM209 195H210V197H209ZM157 196H156V199H157ZM234 196H238V197H236V203H235V200H233ZM217 197H218V199H217ZM177 198H179L180 203L177 202L178 201ZM200 198L201 199L203 198L202 202H201ZM221 198H224V200H226L228 198V200L224 201ZM170 199H172V200H170ZM229 199H230V201H229ZM231 199L233 200V202ZM260 199L261 200L263 199V200L261 201ZM221 200H223V201H221ZM204 201H205V204H204ZM206 201L208 202V204ZM218 201L221 202L220 204H223V202H224V204H226V206L223 208L221 205H218L219 204ZM249 201H251V202H249ZM227 202L229 203L228 206L231 203L232 204L235 203L234 204V206L236 205L235 207H233V205H232V207H231V205L229 206L230 209L232 208L231 210H233L234 208L236 210L240 206V210H243L244 213L246 212L245 214L243 213L245 216L241 218V221H237V220H233V219L230 220V218H231L230 214L231 215L233 214V213H231L232 211H230V214H229L230 209H227L228 210L227 215H226V211H223V214H220V215H222L221 217H218L220 215H218V216L215 215L216 211L214 213V210L216 208H214V207L217 206L218 211L220 209V212H222L223 209L228 207ZM77 203H76V205H74L75 207L73 206L72 215L79 214L80 210H81L80 207H84L83 205H86V207H87L89 204L88 202H87V204H86V202L83 204V202H81V201H80V203H78L79 205H77ZM81 203H82V206H81ZM186 205L188 207H186ZM203 207H205L206 209ZM219 207H221V208H219ZM189 208L191 209V212L193 211L192 212L193 214L192 213L189 214V212H190ZM78 209H79V211H78ZM199 209H200L201 213H200ZM173 210H171V211H173ZM196 210L198 211V213L200 215L199 217L197 216L198 213ZM204 210L205 211L207 210L205 213L206 216L202 215L205 212ZM194 211H196V213ZM202 211H204V212H202ZM219 213H217V214H219ZM173 214L175 215L176 213H174V211H173ZM195 214L197 217L195 216ZM189 215L191 217H189ZM208 215H209V217H208ZM201 216H203L204 218L202 219ZM210 216H212V217H210ZM216 216H217V218H219L218 220H220V221H216L217 220ZM206 217H208V220L212 219V221L211 220L208 221ZM213 217L216 218V220L213 221ZM228 217H230V218L228 219ZM221 218H223V220ZM232 218H233V216H232ZM186 219H187V221H186ZM224 220H225V222H224ZM227 220H229V221H227ZM141 223L142 222H140V224ZM147 224L148 225L146 226V229H149V226L151 227L154 223L150 222ZM142 225H143V223H142ZM239 225H241V227ZM214 227H215V230H214ZM231 227H234L235 229L236 228L238 229V227H239L241 229L240 231L242 232V234L240 233L241 236L239 233H236V235H234L233 232L235 229L231 228ZM153 228H154V226H153ZM210 228H213V232ZM229 228L232 230L234 229L231 234L230 233L227 234V230ZM230 229L228 230V232L230 231ZM173 234H174V232H173ZM131 235L132 234L130 233V235H129V232H128V236H131ZM146 236H149V235L147 234ZM167 239H168L167 240L168 243H169V241L171 242L173 239V235L169 236ZM153 241L156 242V240H153ZM146 243L149 245L152 244L151 248L154 246L155 251L153 249H150V247H148V248H146V246H144L145 248L141 247V249L139 251H137V253H134L137 256V258L138 257L141 258V260L138 258L137 261H142L143 264H157L158 261L155 260L156 261L155 262L153 260L158 259L159 260L158 263L161 264L163 262L162 260L159 259V257L161 256V259H164V261L167 260L166 261V263L168 262L167 264H171L170 262L173 260V257L171 256L172 251H169L170 249L161 248L162 249L161 250L159 247L156 246L157 248H159V251H161L162 254L164 253L163 256H162V254L160 256H158L157 254H160V252L159 251L157 252V249H155V245H153L154 243H152V241H151V243L150 242L149 243L146 242ZM204 243H208V245L206 247L202 248L201 246ZM128 250H130V249H128ZM152 251H153V254H150V253H152ZM203 251L205 254L200 255L199 253H201ZM132 252L133 251H131V253ZM126 253H127V251H126ZM129 253H130V251H129ZM154 253H156L157 256H155ZM110 254H112V253H110ZM113 254L111 255V258H114V259L119 258L118 257L119 255L117 253H116L117 255L115 256L116 258L114 257ZM134 254H131V256H133V257L132 258L130 257L129 261L128 260H127L128 262L126 261V264H134V263L135 264H141L140 262L138 263L137 261L133 262L134 261L133 258L135 257ZM125 255L126 254L120 256V258L124 259L123 256H125ZM147 255H149L150 257ZM170 258H171V260H170ZM11 260L13 261V264H14L13 257ZM11 260H9L10 262L7 261V264H9V263L11 264V262H12ZM112 260L113 259H111V262H112ZM125 260L124 261L122 260L123 264L125 263ZM160 261H161V263H160Z\"/></svg>", "mask_w": 264, "mask_h": 264}]
</instances>
